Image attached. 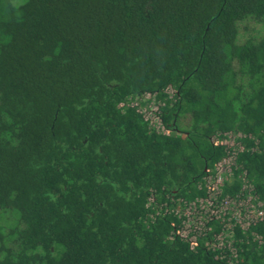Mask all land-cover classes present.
Returning a JSON list of instances; mask_svg holds the SVG:
<instances>
[{
	"label": "trees",
	"instance_id": "16d2710c",
	"mask_svg": "<svg viewBox=\"0 0 264 264\" xmlns=\"http://www.w3.org/2000/svg\"><path fill=\"white\" fill-rule=\"evenodd\" d=\"M226 133L264 203V0H0V264H264V220L178 234Z\"/></svg>",
	"mask_w": 264,
	"mask_h": 264
},
{
	"label": "built area",
	"instance_id": "2783aa9c",
	"mask_svg": "<svg viewBox=\"0 0 264 264\" xmlns=\"http://www.w3.org/2000/svg\"><path fill=\"white\" fill-rule=\"evenodd\" d=\"M168 93L173 95L172 88ZM150 101L147 107H142L140 112L150 125L157 131L165 134L169 132L162 126L158 117V105L155 98L147 94L141 99V102ZM133 106H139V102H134ZM149 112L150 117H146ZM241 134L226 133L223 138L217 136L213 138L215 145H223L227 148V156L216 165L215 173L204 178V184L207 189L205 198L197 199L194 202H180L181 209H177L176 214L182 218V228L178 234L187 240L194 248L199 238L206 236L211 231V222H220L222 229L215 234L212 242L214 249L228 248L233 254L232 239L234 228L239 227L243 231L264 220V203L258 201L252 194V189L246 181V177L241 176L243 186L235 196L223 195V188L226 184L233 182V170L236 167L238 154L243 150V146L238 141Z\"/></svg>",
	"mask_w": 264,
	"mask_h": 264
},
{
	"label": "rangeland",
	"instance_id": "374dc122",
	"mask_svg": "<svg viewBox=\"0 0 264 264\" xmlns=\"http://www.w3.org/2000/svg\"><path fill=\"white\" fill-rule=\"evenodd\" d=\"M258 28H260V26H256L255 29H258ZM247 34H248V32L241 30V35H242L241 39L244 40L245 37L247 36ZM253 34H256V32L254 31ZM150 115L151 114H149V112H147L146 117H150ZM180 126L183 127V125H180ZM0 224L5 226L6 229H11V228H13V226H15L17 224V216H15V215L0 216Z\"/></svg>",
	"mask_w": 264,
	"mask_h": 264
}]
</instances>
